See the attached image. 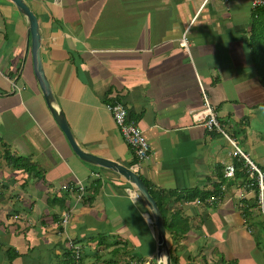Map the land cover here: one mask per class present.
<instances>
[{
    "label": "crops",
    "instance_id": "obj_1",
    "mask_svg": "<svg viewBox=\"0 0 264 264\" xmlns=\"http://www.w3.org/2000/svg\"><path fill=\"white\" fill-rule=\"evenodd\" d=\"M25 2L40 23L56 105L80 146L132 168L133 152L109 108L115 100L144 130L151 157L138 173L169 222L178 216L185 226L176 244L169 232L180 264L225 257L263 264L242 210L245 200L253 203L252 185L227 175L244 157L194 115L204 90L228 136L264 167V74L249 42L260 4ZM26 157L35 169L20 165ZM216 187L214 204L195 197ZM148 213L120 173L73 152L36 78L27 19L12 0H0V264H72L76 251L79 264H158Z\"/></svg>",
    "mask_w": 264,
    "mask_h": 264
},
{
    "label": "water",
    "instance_id": "obj_2",
    "mask_svg": "<svg viewBox=\"0 0 264 264\" xmlns=\"http://www.w3.org/2000/svg\"><path fill=\"white\" fill-rule=\"evenodd\" d=\"M12 1L16 4L17 8L27 19L28 35L31 39V50L33 55L36 78L42 89L49 109L55 117L58 125L66 135L73 152L85 162L92 163L98 166L108 167L117 171L134 186L137 195L141 197L147 205L149 209L148 214L152 217L151 221H153V228L156 233L157 240V263L172 264L171 241L169 238V231L166 227L164 215L160 209V206L158 205L156 198L151 193L149 186L141 177V175L134 171L131 167H128L117 161L88 152L84 150L77 142L64 112L56 105L55 96L43 66L41 58L42 37L38 17L30 8V6L25 2V0Z\"/></svg>",
    "mask_w": 264,
    "mask_h": 264
},
{
    "label": "built area",
    "instance_id": "obj_3",
    "mask_svg": "<svg viewBox=\"0 0 264 264\" xmlns=\"http://www.w3.org/2000/svg\"><path fill=\"white\" fill-rule=\"evenodd\" d=\"M254 6L259 4H264V0H254ZM182 46L186 47L185 36L181 39ZM204 103L202 107L194 113L195 118L198 121H202L200 124L204 126L210 132H217L226 135L231 142L237 147L236 153L242 154L250 166V177L256 178L258 185L260 187V203L264 204V168L253 162L248 155L244 154L240 148L235 144V141L231 139L228 134L225 132L221 122L219 121L217 114L214 110V107L210 103L209 94L203 90ZM109 108L112 112L114 121L124 139L130 145L135 158V163L132 166V169L137 171L141 168V164L148 160L151 157V144L147 139L144 130L138 125V123L130 117L129 111L126 106H124L120 101L115 100L112 104L109 105ZM235 173V166L230 165L227 167V175L233 176ZM82 188V186H81ZM220 200L218 195H212L209 198L211 203H216ZM70 218V212L65 211L63 213L62 222L66 225ZM70 245L73 248H78L73 244V241H70ZM80 254L76 251V260L72 264H79Z\"/></svg>",
    "mask_w": 264,
    "mask_h": 264
},
{
    "label": "trees",
    "instance_id": "obj_4",
    "mask_svg": "<svg viewBox=\"0 0 264 264\" xmlns=\"http://www.w3.org/2000/svg\"><path fill=\"white\" fill-rule=\"evenodd\" d=\"M257 17L253 23V27L250 32L249 42L254 47L253 53L256 55V60L260 63L262 67V71L264 74V6H258ZM20 165L23 166L25 169H35L36 163L32 162V159L29 157L20 158ZM264 168V167H263ZM250 166L245 158H241V160L235 163V178L241 179L242 182L246 183L248 181L252 185V189L254 190V199L253 203L251 204L249 200H245V204L242 207L243 214L246 217V222L250 224V226L254 227V237L258 247L264 251V212L262 210V206L260 203V187L258 185V181L256 178L250 177ZM220 187H216L212 192H205L199 193L197 192L195 197L198 195L201 199H205L207 197H211L212 195L219 194ZM151 191V190H150ZM153 194V192L151 191ZM154 195V194H153ZM156 198L158 205L164 215L166 227L168 231L171 233L173 242L176 244L179 241V237L185 234V226L179 227L181 224V220L178 216L173 217L172 221L169 222V216L167 214V210L165 205L162 203L161 200ZM193 197V194L188 195L187 199ZM182 198V197H179ZM184 233V234H183ZM171 254H172V264H180L179 257L175 254V251L172 250L171 247ZM225 264H235L232 261H225L222 259Z\"/></svg>",
    "mask_w": 264,
    "mask_h": 264
},
{
    "label": "rangeland",
    "instance_id": "obj_5",
    "mask_svg": "<svg viewBox=\"0 0 264 264\" xmlns=\"http://www.w3.org/2000/svg\"><path fill=\"white\" fill-rule=\"evenodd\" d=\"M261 206H262V210H263V212H264V204L262 205V203H261ZM235 246H232L231 248L233 249ZM219 256L220 257H223V256H225L224 255V253L223 252H221V254H219ZM226 258V257H225ZM225 258H223V259H225ZM264 258V257H263ZM214 264H225L223 261H221V259H212L211 260ZM225 261H229L227 258L225 259ZM262 262H263V264H264V259L262 260ZM210 263V262H209ZM233 263H235V264H241L240 262H233ZM211 264V263H210Z\"/></svg>",
    "mask_w": 264,
    "mask_h": 264
},
{
    "label": "bare ground",
    "instance_id": "obj_6",
    "mask_svg": "<svg viewBox=\"0 0 264 264\" xmlns=\"http://www.w3.org/2000/svg\"><path fill=\"white\" fill-rule=\"evenodd\" d=\"M135 171V170H134ZM137 172V171H136ZM138 173V172H137ZM139 174V173H138Z\"/></svg>",
    "mask_w": 264,
    "mask_h": 264
}]
</instances>
